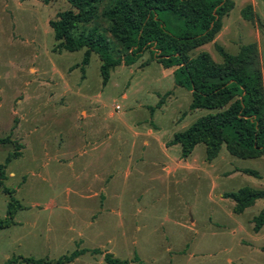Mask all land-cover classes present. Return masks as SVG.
Returning <instances> with one entry per match:
<instances>
[{
  "label": "rangeland",
  "instance_id": "obj_1",
  "mask_svg": "<svg viewBox=\"0 0 264 264\" xmlns=\"http://www.w3.org/2000/svg\"><path fill=\"white\" fill-rule=\"evenodd\" d=\"M232 1L213 42L191 56L207 52L221 63L218 46L235 55L255 43L264 88V3ZM112 3L101 0L80 29L95 27L120 58L126 52L103 17ZM247 5L251 20L241 14ZM68 9L64 0H0V220L9 219L10 203L20 206L0 231V264H108L105 255L128 264H226L223 252L209 254L234 246L242 237L234 223L247 227L264 200L237 215L224 196L264 190V157L237 159L222 146L208 162L199 144L182 160L173 135L208 112L189 110L191 94L174 86V68L149 52L115 67L106 85L96 55L82 72L84 50L57 51L49 26ZM253 258L264 264V254Z\"/></svg>",
  "mask_w": 264,
  "mask_h": 264
},
{
  "label": "trees",
  "instance_id": "obj_2",
  "mask_svg": "<svg viewBox=\"0 0 264 264\" xmlns=\"http://www.w3.org/2000/svg\"><path fill=\"white\" fill-rule=\"evenodd\" d=\"M40 1L49 4L52 0ZM64 1L70 9L58 13L49 26L57 51L84 50L82 72L92 54L96 55L102 84L106 85L115 67L122 63L131 66L149 52L165 70L174 68L175 86L191 94L189 110L208 112L173 135L169 145L180 147L182 160H186L199 144L204 145L208 162L217 158L222 146L237 159L264 157V88L256 44L243 45L235 55L218 46L221 63L214 62L207 52L191 56L197 48L213 42L221 30L223 17L234 8L232 0H113L103 17L109 24L111 37L126 52L120 58L114 57L107 36L95 27L80 29L97 17L101 0ZM162 13L167 15V21L161 18ZM241 14L244 19L251 20L252 6L247 5ZM243 172L258 177L255 171ZM224 198L234 202L233 213L239 215L257 200L264 199V190L243 187L225 194ZM19 208L17 203L9 204V219L0 220V231L11 225ZM252 223L254 232L264 226V208L253 217ZM78 255L75 251L65 259L72 262ZM105 261L128 264L109 255H105ZM25 262L40 264L33 259H25Z\"/></svg>",
  "mask_w": 264,
  "mask_h": 264
},
{
  "label": "crops",
  "instance_id": "obj_3",
  "mask_svg": "<svg viewBox=\"0 0 264 264\" xmlns=\"http://www.w3.org/2000/svg\"><path fill=\"white\" fill-rule=\"evenodd\" d=\"M172 76H173V74H172ZM174 86H175V84H174ZM177 87L178 86H176V88ZM179 88H181V87H179ZM149 133L152 134L151 131H149ZM260 158H262V157H260ZM240 174H242V173H240ZM234 175H236V174H230L229 176H234ZM247 176H250V175H247ZM251 177H253V176H251ZM254 178L255 179H262L261 176L259 175V173H258V177H254ZM257 187L261 188V189L264 188L262 186H257ZM260 200H264V199H260ZM233 207H234V202H233V205H232V211H233ZM252 219L248 222V224H247L248 226L247 227L242 226L240 223H234V227L242 233V237H239L237 240H235V242H234L235 245L234 246L230 247V245H229V246H224V247H218L217 249H215L214 252L210 253L209 256L211 258H214L218 254L223 252L224 254L227 255L226 264H235V263L238 264L239 262L243 263L242 261L247 262V263L249 262L248 264L254 263L255 261H254V258H253V254H255V255L264 254V245L261 244V241H264V226L258 232H254L253 231ZM237 230H233L232 233H235V231H237ZM216 234H217L216 232H212L211 233V235L214 236V237L216 236ZM243 236H244V238H243ZM216 244H218V243L215 242V245ZM235 247L240 248V250L239 251H234ZM232 254L236 255V257H237L236 260H238L239 262H236V260H234L232 258L233 257Z\"/></svg>",
  "mask_w": 264,
  "mask_h": 264
},
{
  "label": "built area",
  "instance_id": "obj_4",
  "mask_svg": "<svg viewBox=\"0 0 264 264\" xmlns=\"http://www.w3.org/2000/svg\"><path fill=\"white\" fill-rule=\"evenodd\" d=\"M116 109H120V107H119V106H117V107H116Z\"/></svg>",
  "mask_w": 264,
  "mask_h": 264
}]
</instances>
